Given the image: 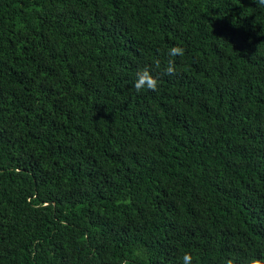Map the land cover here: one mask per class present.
<instances>
[{"label": "trees", "instance_id": "trees-1", "mask_svg": "<svg viewBox=\"0 0 264 264\" xmlns=\"http://www.w3.org/2000/svg\"><path fill=\"white\" fill-rule=\"evenodd\" d=\"M185 253L264 264V8L0 0V264Z\"/></svg>", "mask_w": 264, "mask_h": 264}, {"label": "clouds", "instance_id": "clouds-1", "mask_svg": "<svg viewBox=\"0 0 264 264\" xmlns=\"http://www.w3.org/2000/svg\"><path fill=\"white\" fill-rule=\"evenodd\" d=\"M253 3L256 4L258 7L264 8V0H253ZM183 52V49L178 47H171L168 50L167 55L169 57L178 56L181 55ZM174 71V67L171 62L167 64L165 67L166 73H172ZM157 81L154 77L150 76L149 73L146 70L138 71L136 74V79L133 83V87L139 91L141 89H154L156 87ZM191 256L188 253H185L182 257L183 264H191ZM228 264H231V262H228ZM252 264H260L259 261H253Z\"/></svg>", "mask_w": 264, "mask_h": 264}]
</instances>
